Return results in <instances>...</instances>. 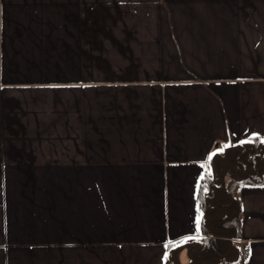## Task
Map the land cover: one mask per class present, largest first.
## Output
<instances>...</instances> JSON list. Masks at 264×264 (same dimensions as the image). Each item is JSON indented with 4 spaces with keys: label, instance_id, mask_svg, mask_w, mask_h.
<instances>
[{
    "label": "crops",
    "instance_id": "0c3cea01",
    "mask_svg": "<svg viewBox=\"0 0 264 264\" xmlns=\"http://www.w3.org/2000/svg\"><path fill=\"white\" fill-rule=\"evenodd\" d=\"M254 138L264 0H0V264H189L212 154ZM237 197L231 264H264V178Z\"/></svg>",
    "mask_w": 264,
    "mask_h": 264
},
{
    "label": "trees",
    "instance_id": "16d2710c",
    "mask_svg": "<svg viewBox=\"0 0 264 264\" xmlns=\"http://www.w3.org/2000/svg\"><path fill=\"white\" fill-rule=\"evenodd\" d=\"M261 140L254 138L231 145L224 154L213 156L212 169L203 175L199 185L200 236L175 244L176 248L187 246L189 264H231L233 261L241 222L237 188L264 178Z\"/></svg>",
    "mask_w": 264,
    "mask_h": 264
},
{
    "label": "built area",
    "instance_id": "2783aa9c",
    "mask_svg": "<svg viewBox=\"0 0 264 264\" xmlns=\"http://www.w3.org/2000/svg\"><path fill=\"white\" fill-rule=\"evenodd\" d=\"M228 240H233L231 238H227ZM239 255H240V258L242 261H245L248 257V249L246 247H241L240 246V249H239Z\"/></svg>",
    "mask_w": 264,
    "mask_h": 264
},
{
    "label": "snow or ice",
    "instance_id": "6c2138e0",
    "mask_svg": "<svg viewBox=\"0 0 264 264\" xmlns=\"http://www.w3.org/2000/svg\"><path fill=\"white\" fill-rule=\"evenodd\" d=\"M245 141H241V143H244ZM261 143H264V140H261ZM231 145H226L225 147H229ZM218 151H223V149H219ZM212 155H215V153H213ZM211 155L209 156V160H211ZM196 228L197 230H199V218H197V224H196ZM192 239H195V237H192ZM187 242V241H185ZM165 247H168V245H165Z\"/></svg>",
    "mask_w": 264,
    "mask_h": 264
},
{
    "label": "rangeland",
    "instance_id": "374dc122",
    "mask_svg": "<svg viewBox=\"0 0 264 264\" xmlns=\"http://www.w3.org/2000/svg\"><path fill=\"white\" fill-rule=\"evenodd\" d=\"M235 242H236V241H235ZM237 247H238V246H237ZM236 253H237V250H236ZM234 257L236 258V256L233 255V258H234ZM178 259H180V261H184V260H186V259H185V255H184L183 252L181 253V255L178 256ZM183 259H184V260H183ZM235 260H236V259H235ZM187 261H188V258H187Z\"/></svg>",
    "mask_w": 264,
    "mask_h": 264
}]
</instances>
